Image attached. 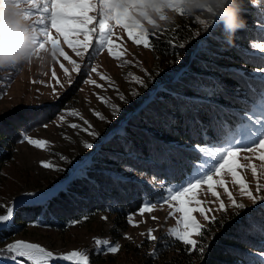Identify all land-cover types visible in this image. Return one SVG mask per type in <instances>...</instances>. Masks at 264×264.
Here are the masks:
<instances>
[{
  "label": "trees",
  "instance_id": "obj_1",
  "mask_svg": "<svg viewBox=\"0 0 264 264\" xmlns=\"http://www.w3.org/2000/svg\"><path fill=\"white\" fill-rule=\"evenodd\" d=\"M241 3L245 24L230 42L220 25L194 42L187 28L193 19L187 17L174 31L149 36L156 54L173 59L182 53L190 62L186 70L164 83L148 104L125 121L120 133L110 136L91 164L80 170L81 176L71 178L42 202L15 205L13 219L0 228V245L30 224L64 229L97 214L112 216V223L124 231L128 216L146 201L156 203L164 196L161 181L166 186L180 185L193 176V165L200 161L195 146L213 143L222 129L241 130L243 114L264 90V72L258 71L264 69V54L250 50L252 43L264 44V0L259 5L251 0ZM202 42L205 47L200 52L197 44ZM179 43L185 48L179 49ZM34 114L15 108L0 118V143L9 148L12 136L20 137L26 128L39 125L45 115L33 121ZM8 159L0 151V170ZM203 231L207 240L211 238L203 259L174 237H163L143 264H264L259 256L264 252V207L222 227L218 222L210 224Z\"/></svg>",
  "mask_w": 264,
  "mask_h": 264
},
{
  "label": "rangeland",
  "instance_id": "obj_2",
  "mask_svg": "<svg viewBox=\"0 0 264 264\" xmlns=\"http://www.w3.org/2000/svg\"><path fill=\"white\" fill-rule=\"evenodd\" d=\"M183 17L185 16L176 14L175 23L162 24L159 31L149 28L150 35L157 32L174 31ZM187 18L193 19L192 24L187 28L189 35L194 42H197L207 33L204 32L194 16ZM200 18L206 19V15ZM218 25L214 24V30ZM196 32L201 34L195 36ZM53 35H55L54 30ZM80 39L82 40L83 37ZM113 39L117 45L114 50L123 52L121 60H115L108 55L107 50H104L96 55L91 62L92 66H98L99 73L110 80H101L96 73L72 72V66L63 57H60L59 63H57L48 55L43 61L35 59L26 66L21 65L17 68L0 70V118L14 112L15 108L34 111L33 121H37V117L42 114L45 115L37 122L39 125L36 127L26 128L19 134L20 137L12 136L13 142L9 148L0 143V151L9 155V159L2 163L0 170V215L6 214L8 207L14 209L15 205L20 202L37 200L41 194L51 192V195L47 197L49 198L64 187L71 178L81 176L80 170L91 164L94 156L105 143L110 141L114 133L117 135L121 132L125 121L144 103L148 104L164 83L177 79L178 74L186 70L190 63L186 62L185 57H181L177 63L176 54L172 59L156 54L151 47L144 48L142 44L135 45L121 29L115 30ZM61 45L71 59L81 63L82 66L87 63V59L82 62L67 45H64L62 39ZM259 45L262 44L252 43L250 50L264 54L259 51ZM203 47H205V43L197 44L199 51ZM124 61L128 63H124ZM61 64L68 69L72 78L71 84L68 77L64 75V70L60 67ZM53 70L56 72L55 79L52 77ZM148 74L151 75V80H149ZM89 76L100 87L85 83ZM133 76L143 79L148 87H141L132 79ZM77 78L78 80H76ZM53 89H55V94ZM133 92H138L139 95L133 97ZM120 96H124L127 103L121 101ZM113 104L120 109L119 115L115 117L111 107ZM71 111H76L79 115L73 117L69 114ZM37 112L38 114H36ZM61 116L64 117L63 121L60 120ZM99 116H103L105 119L101 120ZM84 120H87L92 128L89 129L88 125L84 124ZM73 123L79 127L71 128L70 125ZM89 131H95L98 135L96 137L89 136ZM26 136L29 139L46 140L48 144L46 148L38 149L27 142ZM85 142L92 143L94 148L91 150L84 148ZM245 155L251 156L250 153H242L237 163H246L243 159ZM60 156H64L66 159L61 160ZM42 162L52 163L62 170L57 171L56 167L45 169L42 167ZM253 163L259 165L260 161L253 158ZM238 171L254 191L257 181L251 176L250 170L238 169ZM214 179H219V177ZM224 179L237 199H241L238 186L231 184V177L225 174ZM260 183H264V179H261ZM216 190L227 204V197L224 195L223 189L217 188ZM28 193L35 195L30 197ZM197 198L202 201L201 206L206 210V214L209 217L215 215L218 223L221 219L226 223L233 218H242L247 213L264 207V202L253 206L250 201L244 199L243 202L248 207L239 215H235L229 208L225 218L224 214L215 211L218 202L208 191L207 185H203L198 190ZM155 204L157 206L150 213L141 216L137 210L128 216L127 228L124 231H119L117 226L112 223L113 217L107 214H97L89 220L83 219L71 223L64 229H51L30 224L10 239L4 240L0 245V250L5 249L8 244L22 240L39 244L46 250L52 251L57 257L70 255L73 251L83 252L88 255L89 264H143L145 257L153 252L156 243L163 237H173L169 235V231L177 226V221L180 218V214L175 212L174 201L165 200ZM189 206H194V202ZM208 209L212 211H208ZM193 216L199 223L209 227L210 224L198 212H194ZM129 220H132V223H129ZM9 223L10 221L0 225V228L7 227ZM149 229H152V235L157 237L155 241L148 238ZM192 238L198 241L197 236ZM210 239L208 238V240ZM97 240H107L109 244L97 245ZM116 245H119L118 252L107 251L108 247ZM9 261L7 258L0 257V264Z\"/></svg>",
  "mask_w": 264,
  "mask_h": 264
},
{
  "label": "snow or ice",
  "instance_id": "obj_3",
  "mask_svg": "<svg viewBox=\"0 0 264 264\" xmlns=\"http://www.w3.org/2000/svg\"><path fill=\"white\" fill-rule=\"evenodd\" d=\"M12 3L23 8V15L30 21L31 30L34 33L33 42L40 53H47L57 63H59V58L63 57L72 66V72L96 73L101 80H110V78L99 73L98 66H92L91 62L96 55L104 50H107L108 55L115 60H121L123 52L114 50L117 47L113 39L116 29L123 30L133 44H142L144 48H150L149 28L159 31L162 24L175 23V20L169 18L170 11L185 16L180 7L181 0H12ZM251 3L259 5L260 0H251ZM194 17L204 32L211 34L209 30H214V24L206 23V19H201L199 13ZM53 30L55 35H53ZM200 34V32H196L195 36ZM81 37H83L82 40ZM116 38L119 39V37ZM61 39L63 44L67 45L82 62L87 59V63L82 66L81 63L71 59L65 53ZM178 48L184 49L185 44L179 43ZM259 51L264 53V44L259 45ZM181 55L182 53H177V63H179ZM37 59L41 60L39 56ZM124 63L128 62L124 61ZM60 67L71 84L72 78L68 69L64 68L63 64ZM258 71L264 72V69H258ZM148 75L151 80V75ZM52 77L56 78L54 70ZM132 79L141 87H148V84L140 77L133 76ZM85 83L100 87L90 76L85 80ZM262 89H264V84H262ZM53 92L55 94V89ZM132 95L135 97L139 93L133 92ZM120 100L127 103L124 96H120ZM111 107L113 116L119 115L120 109L115 104ZM69 114L73 117L79 115L76 111H71ZM99 118L105 119L103 116H99ZM60 120L63 121L64 117L61 116ZM84 124L88 125L89 129L92 128L87 120H84ZM241 125L239 132L222 129L213 143L195 146L194 151L200 155V161L193 165L194 174L191 178L180 185L166 186L162 181L160 182L161 186L165 188V196L161 197V201L157 203H162L165 200L174 201L175 212L180 214L177 226L170 229L169 235L173 236L175 241L190 246L189 250L198 252L201 259L205 257L210 244L207 242V234L203 231L205 226L197 221L193 213L198 212L211 225L217 223V217L215 215L209 217L201 206L202 201L197 198V192L203 185H207L208 191L218 202L215 211L224 214L225 218L229 208L235 215H239L245 210L248 205L243 202L244 199L250 201L253 206L264 202V183H260V180L264 179V90L256 96L250 110L243 114ZM70 127L75 129L79 126L73 123ZM88 135L96 137L98 133L89 131ZM25 139L38 149H44L48 144L46 140L42 139H29L27 136ZM83 147L91 150L94 145L85 142ZM242 153H250L251 156L245 155L243 159L246 163L239 164L237 160ZM253 158L260 161L259 165L253 163ZM60 159L65 160L66 158L60 156ZM42 167L49 169L56 166L49 162H42ZM238 169L250 170L251 176L257 181L254 191ZM56 170L61 171L62 169L56 167ZM225 174L231 177L233 186H238L241 199H237L227 186L224 179ZM216 177L219 179H214ZM217 188L223 189V193L227 197V204L221 198ZM34 195L28 193L30 197ZM49 195L51 192L41 194L37 200L28 202H42ZM193 202L194 206L190 207L189 205ZM156 206L155 203L146 201L140 207L139 214L143 216L145 213H150ZM208 211L212 210L208 209ZM13 215V208L8 207L6 214L0 215V225L11 221ZM129 223H132V220H129ZM223 223L224 220L221 219L219 225L222 227ZM152 231L149 229L148 238L155 241L157 237L152 235ZM193 236L201 237V242L193 239ZM96 243L97 245L109 244L107 240H97ZM118 250L119 245L107 248V251L111 253H116ZM5 254L14 264H24V262L27 264H51L57 259L69 261L71 264H89V257L83 252L73 251L70 255L57 257L52 251L46 250L39 244L22 240L8 244L5 249L0 250V257ZM259 256L264 260V252H260Z\"/></svg>",
  "mask_w": 264,
  "mask_h": 264
},
{
  "label": "clouds",
  "instance_id": "obj_4",
  "mask_svg": "<svg viewBox=\"0 0 264 264\" xmlns=\"http://www.w3.org/2000/svg\"><path fill=\"white\" fill-rule=\"evenodd\" d=\"M180 7L185 17L199 13L206 15V23L219 24L225 40L244 27L241 0H181ZM175 20L174 12L168 13ZM34 33L30 21L23 15V8L12 0H0V70L31 64L37 57L41 61L47 53H40L33 42Z\"/></svg>",
  "mask_w": 264,
  "mask_h": 264
},
{
  "label": "water",
  "instance_id": "obj_5",
  "mask_svg": "<svg viewBox=\"0 0 264 264\" xmlns=\"http://www.w3.org/2000/svg\"><path fill=\"white\" fill-rule=\"evenodd\" d=\"M62 263H67V264H71V263H68V262H65V261H61Z\"/></svg>",
  "mask_w": 264,
  "mask_h": 264
}]
</instances>
